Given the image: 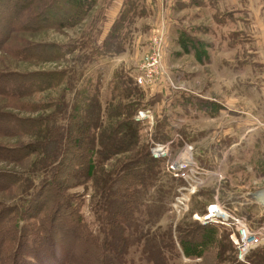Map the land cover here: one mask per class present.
I'll return each mask as SVG.
<instances>
[{
	"label": "rangeland",
	"instance_id": "obj_1",
	"mask_svg": "<svg viewBox=\"0 0 264 264\" xmlns=\"http://www.w3.org/2000/svg\"><path fill=\"white\" fill-rule=\"evenodd\" d=\"M120 1L84 0L76 15L64 0H0V231L5 207L34 195L52 168L74 162L88 170V180L61 188L70 197L63 206L75 200L104 250L76 242L69 264H91L99 252L112 264H248L237 261L231 230L221 225H210L217 242L202 256H187L185 247L188 232L203 226L196 215L216 197L252 225L264 224L260 207L247 200L264 189L255 180L264 159V0H123L110 19ZM156 38L161 67L141 85L136 79ZM236 121L238 134L230 132ZM119 127L137 129L139 142L107 159V134ZM73 135L72 143L86 149L67 159ZM158 144H170L175 158L193 150L198 169L191 183L205 185L191 195L189 212L172 205L190 181L169 173L166 157L154 158ZM146 153L158 162L155 172L130 178ZM128 186L138 189L134 207L124 212ZM110 202L121 214L117 208L109 214L104 235L99 218L115 208ZM27 243L15 264H55L51 245L34 263Z\"/></svg>",
	"mask_w": 264,
	"mask_h": 264
},
{
	"label": "trees",
	"instance_id": "obj_2",
	"mask_svg": "<svg viewBox=\"0 0 264 264\" xmlns=\"http://www.w3.org/2000/svg\"><path fill=\"white\" fill-rule=\"evenodd\" d=\"M64 1H66L65 10H69V7L67 6L70 4L72 6V9L70 11L76 13V15L78 14V12L80 13L82 8H84V0H71V2L68 0ZM61 16L63 20L65 18L63 12ZM80 128L82 130L84 129V127ZM120 129L126 130L127 133H125V135H121L122 131L120 132ZM113 130L114 131H112L110 134H107L108 141L110 142L108 150L105 151L107 159L114 155V153H116L115 149H117L118 153L129 152L131 151V148L137 146L136 142H139V140H137V138H139L138 130L133 127H119ZM75 139L76 138L73 135L71 138V142H69V146L67 147V149H65V151L67 152L66 158L67 156H71V158H73V156H79L80 154H82L80 152H83L86 149V147L83 146L80 141L72 143V141H74ZM132 143L133 145L131 147L130 144ZM144 152L145 150L139 153V155ZM97 154H100V156H102V153L97 152ZM92 158L93 157L91 155L90 159ZM137 158L136 160H140L142 157ZM89 160L87 162H89ZM141 162L142 164L139 165L138 169L132 167L130 173H127L128 175H130V178H135V173L138 170L140 172L139 174H141V172L150 174H152V172H155V166H157L158 162L150 158L149 153L145 156V158L141 160ZM74 164L75 163L72 162V165L68 167L62 168L58 166L52 168L51 175L44 179V183H42L35 192V194H38L42 190V187L44 185L47 186L46 190H43L41 194L37 195L38 199L40 195H42L40 201H34V194L25 201L24 198H22L14 202L9 207H5L7 216L1 221V226L3 229L0 231V240H2L0 241V264H2L3 259L5 260L8 257V254L10 252L8 248L10 247H12V252L6 264L8 263V261V264H15L14 262L16 259V255L17 253H20V247H26L27 241V244L30 245V247L33 249L28 252L32 254V258L33 260H35L34 263L43 260L45 254L49 251V254H51L52 252L49 258L50 260L54 261L55 264H69L70 254L73 251V246H75L76 242H80L81 244L85 243L87 245L89 244L92 248L96 250L98 249V251L101 250L100 252L104 250L102 246H99V244L102 245L103 242L100 239L101 236H99L98 233L96 234V236L94 235L95 233L93 234V230L87 223V220L81 209L73 205L75 200H70L72 205L70 204L69 208L66 205L63 206L64 201H66L70 197L62 194L61 188L68 184H80V182H86L88 180V170L82 169L80 171L74 166ZM128 164L132 165V162ZM55 182H58V185ZM139 185L144 186L142 181H140ZM136 187L138 189V186H128L123 189L124 195L122 194L121 196L122 201L120 204L124 206V212H128V209L134 207L137 194ZM116 196L117 194L113 195L112 198ZM45 202H47V204H45ZM110 203L113 204V207L115 208H110L111 211H108L106 209L108 211L106 216L101 214L99 218V221H102V233H104V235H106V225L111 221V216L108 217L109 214L115 210L117 211V209V212L120 213V208H117L114 202ZM25 216L29 218L30 223H27L25 221ZM188 234L189 240L187 242V246L185 247V254L189 257L195 255L202 256L203 250L211 248L217 242L216 227L198 226L190 230ZM61 239L63 240L60 241ZM56 241L57 245L58 241L61 242V250L58 251L57 256L55 255L57 252V246L55 244ZM49 245H51V250L43 251L44 248ZM99 247H101V249H99ZM63 249L64 251H62ZM259 251V254H253L254 252L252 253L253 255L250 254V256L248 257V264H260V261H262V263L264 264V247L260 248ZM100 252L98 254L99 256L93 259V262L91 264H112V258L110 259V261H108L107 259V261L104 262V255H102V253ZM12 256L13 259L11 262L10 258Z\"/></svg>",
	"mask_w": 264,
	"mask_h": 264
},
{
	"label": "built area",
	"instance_id": "obj_3",
	"mask_svg": "<svg viewBox=\"0 0 264 264\" xmlns=\"http://www.w3.org/2000/svg\"><path fill=\"white\" fill-rule=\"evenodd\" d=\"M156 51L150 57L146 58L142 66L143 75L136 80L141 85H146L151 82L157 74V69L160 66V47L157 38ZM170 144L155 145L153 148V156L155 159L167 158V169L174 177L190 181L189 185L182 190V196L177 198L172 205L178 213L189 212V203L191 195L196 194L197 190L205 185V181L199 179L191 183V173L196 172L198 165L193 158V150L189 148L176 158L170 156ZM172 157V158H171ZM206 174V172L204 173ZM248 201L252 204H257L263 209L264 213V189L256 193H247ZM241 203L242 206L249 202ZM196 219L203 226L221 225L231 230L230 240L233 242L237 250V261L246 263L250 254L264 247V224L252 225V223L240 214L237 206H228L216 197V201L207 207V211Z\"/></svg>",
	"mask_w": 264,
	"mask_h": 264
},
{
	"label": "crops",
	"instance_id": "obj_4",
	"mask_svg": "<svg viewBox=\"0 0 264 264\" xmlns=\"http://www.w3.org/2000/svg\"><path fill=\"white\" fill-rule=\"evenodd\" d=\"M120 2H121V5H120L119 8L114 7L111 10H109V14H110V17H111L110 19H113L114 16H116L120 12V10L122 8L123 0H121ZM235 123L237 125V121ZM236 125L234 124L233 126H231L232 128L230 129V132H234V134H238V133L242 132V129L243 128L242 127H239L238 126L239 124L237 125V127H236ZM263 129L264 128H262L260 130H263ZM253 131H254L253 129H250V130H247L246 133L253 132ZM234 146L238 147L239 146V143H236ZM260 146H262V148L264 150V139H263V142H262V144ZM263 158H264V155H263ZM262 162H263V164H262L263 165V172H262L261 175L255 176V180L256 181L259 180V179H262V181H264V159H262ZM260 209H261V212H263V209L261 208V206H260Z\"/></svg>",
	"mask_w": 264,
	"mask_h": 264
}]
</instances>
